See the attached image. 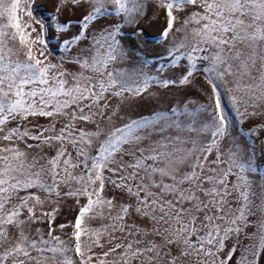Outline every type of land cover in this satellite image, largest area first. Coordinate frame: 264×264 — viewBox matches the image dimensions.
I'll return each instance as SVG.
<instances>
[{
    "label": "snow or ice",
    "instance_id": "1",
    "mask_svg": "<svg viewBox=\"0 0 264 264\" xmlns=\"http://www.w3.org/2000/svg\"><path fill=\"white\" fill-rule=\"evenodd\" d=\"M34 3L0 0V264H264V184L250 179L257 169L222 102L240 123L264 117V0H155L170 62H186L158 83L203 73L211 104L135 118L122 113L125 94L142 96L155 78L114 67L127 55L122 25L89 29L117 16L136 24L147 0H58L57 12L83 10L61 53L88 41L59 63ZM40 117L50 123L32 125ZM67 199L77 215L57 225ZM68 227L67 239L55 234Z\"/></svg>",
    "mask_w": 264,
    "mask_h": 264
},
{
    "label": "rangeland",
    "instance_id": "2",
    "mask_svg": "<svg viewBox=\"0 0 264 264\" xmlns=\"http://www.w3.org/2000/svg\"><path fill=\"white\" fill-rule=\"evenodd\" d=\"M57 4L58 0H35L32 5L34 17L42 19L47 29L45 32V37L49 41L47 51L53 63H59L62 55H73L78 47L88 45V41L84 40L79 45L73 46L71 52L61 53V42L77 33L79 26L75 22L81 18L83 10L70 4L60 3V11L57 12ZM146 12L147 15L141 16L136 24H129L117 16L95 21L89 29L91 33L95 34L101 27H107L110 24L122 25L121 34L117 38L127 55L122 61H118L114 67L125 72H142L146 77L155 78L142 96L132 97L127 93L125 94L128 96V102L122 106V113L135 118L155 112L170 113L172 108L183 104H188L189 107L193 106V103L195 105H210L211 101L208 97L211 95V89L206 83L203 73H195L192 82L188 85L177 84L164 87L158 83L160 80L180 78L184 73L186 62H181L176 67L170 62L171 58L168 56L167 49L171 46L172 36L170 34L168 39H161V33L165 27L164 12L156 8L155 0H147ZM181 19H183V14H181ZM66 21L73 22L71 29L66 33L57 32L55 25ZM178 37L179 34H177ZM64 67L69 72L78 70L77 65L68 62H65ZM222 102L227 106L226 114L229 117L232 136L235 137L241 150L251 155L253 165L257 169L255 173L249 174L250 179L255 184H264V129L257 127L264 124V117H253L240 123L239 114L232 109V105L226 96L223 97ZM117 103H119L117 98H112V104ZM49 123L48 118L32 119V125L47 126ZM59 126L58 124L57 127ZM248 131L253 132L251 137L247 135ZM28 142L34 143L31 140ZM224 144H231V140H225ZM31 151L34 152L35 150ZM45 207L50 210L47 205ZM76 215L77 206L71 199H67L61 203L55 223L57 225L68 224L74 221ZM101 223L103 221L98 219L91 221L92 227H98ZM37 226L46 228V225ZM254 230V228L247 229L249 232ZM71 231V227H68L62 232L57 231L55 234L60 235L62 239H67ZM96 251L99 252L100 249H96Z\"/></svg>",
    "mask_w": 264,
    "mask_h": 264
}]
</instances>
